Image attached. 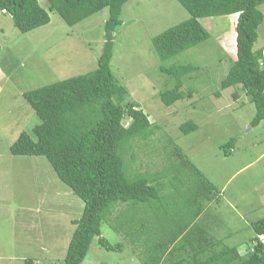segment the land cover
I'll return each instance as SVG.
<instances>
[{
  "label": "rangeland",
  "instance_id": "obj_1",
  "mask_svg": "<svg viewBox=\"0 0 264 264\" xmlns=\"http://www.w3.org/2000/svg\"><path fill=\"white\" fill-rule=\"evenodd\" d=\"M39 2L49 11L47 0ZM259 9L264 16V5ZM49 14L48 25L25 34L15 27L10 14H0V264H25L28 259L36 264H61L75 230L72 220L79 219L84 208L46 158L13 156L10 150L22 133L32 134L40 124L23 94L94 71L103 51L108 9L75 26H68L56 13ZM189 18L177 0H131L125 7L124 26L115 34L112 70L130 91L132 102L157 127L152 145L149 140V146L139 148L131 160L132 170L147 178L164 173L165 167L173 165L170 156L180 149L218 193L213 196L217 202L205 207L220 220L209 231L244 254L255 234L252 223L264 220V121L252 127L256 108L240 86L221 89L236 60L238 15L202 19L209 41L167 62L159 59L153 39ZM258 33L255 52L264 49V21ZM172 65L196 67L185 85L186 92L192 88L194 95L166 107L159 92L170 87L171 78L159 68ZM187 121L195 122L198 130L183 135L179 126ZM130 123L125 117L123 124ZM232 139L235 147L226 156L222 145ZM184 177L193 179L188 172ZM167 186L160 190L161 197L176 194V203L181 195ZM169 200H158L151 212L148 207V217L161 208L156 217L172 222V213L178 210ZM166 206L173 208L170 215ZM170 225L166 222L163 227ZM134 226L141 228L139 224L127 228ZM127 228L116 232L103 225V237L116 249L102 247L95 238L82 264H146V235L139 231L134 244ZM151 255L156 252L150 251Z\"/></svg>",
  "mask_w": 264,
  "mask_h": 264
},
{
  "label": "trees",
  "instance_id": "obj_2",
  "mask_svg": "<svg viewBox=\"0 0 264 264\" xmlns=\"http://www.w3.org/2000/svg\"><path fill=\"white\" fill-rule=\"evenodd\" d=\"M39 1L0 0V14H10L15 27L25 34L48 25L52 21L49 12L58 14L68 26H75L109 10L97 68L24 93L40 124L32 134L22 133L10 148L13 156L46 158L58 179L84 203L81 217L72 220L75 230L61 264H82L95 238L102 247L115 250L103 237V225L119 232L132 224L141 228L126 229L130 240L139 231L146 235V264H264V242L260 240L264 236V220L252 223L255 234L244 254L213 235L210 227L214 228L220 220L205 207L217 202L214 197L218 193L180 149L170 156L173 165L165 167L164 173L147 178L132 170L131 160L137 157L139 148L149 146V140L152 145L157 127L140 105L132 102L130 91L119 82L111 66L115 34L124 26L122 17L131 0H47L49 11ZM177 1L190 18L155 37V53L167 62L211 39L202 19L238 15L236 60L221 89L240 86L245 91L256 108L252 127H258L264 121V49L255 52L254 47L264 21L259 9L264 0ZM159 70L171 78L170 87L159 92L166 107L193 98V89L186 92L185 85L186 77L196 72V67L172 65L160 66ZM125 117L131 121L127 127L123 124ZM179 130L189 135L198 130V125L187 121ZM235 141L222 145L226 156L232 155ZM185 172L193 179L187 181ZM172 174L175 176L169 178ZM166 178L171 180L166 183ZM166 184L181 195L176 203V194L161 197L160 190ZM168 198L167 202L178 210L172 213V207L164 208L168 215L173 214L172 222L156 217L161 208L154 209L149 218L148 207L151 212L158 200ZM166 222L171 223L170 227H163ZM139 238H134L133 243ZM150 251L156 256H150ZM25 264L36 262L28 259Z\"/></svg>",
  "mask_w": 264,
  "mask_h": 264
},
{
  "label": "clouds",
  "instance_id": "obj_3",
  "mask_svg": "<svg viewBox=\"0 0 264 264\" xmlns=\"http://www.w3.org/2000/svg\"><path fill=\"white\" fill-rule=\"evenodd\" d=\"M82 202H83V201H82ZM262 239L264 240V236H261V237H260V240H262ZM263 240H262V241H263ZM263 242H264V241H263Z\"/></svg>",
  "mask_w": 264,
  "mask_h": 264
},
{
  "label": "built area",
  "instance_id": "obj_4",
  "mask_svg": "<svg viewBox=\"0 0 264 264\" xmlns=\"http://www.w3.org/2000/svg\"><path fill=\"white\" fill-rule=\"evenodd\" d=\"M263 240V239H262ZM264 241V240H263Z\"/></svg>",
  "mask_w": 264,
  "mask_h": 264
}]
</instances>
